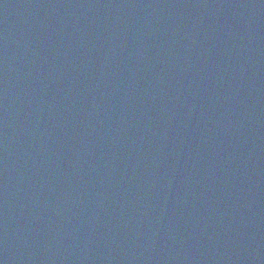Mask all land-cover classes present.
Here are the masks:
<instances>
[{
    "label": "water",
    "instance_id": "water-1",
    "mask_svg": "<svg viewBox=\"0 0 264 264\" xmlns=\"http://www.w3.org/2000/svg\"><path fill=\"white\" fill-rule=\"evenodd\" d=\"M0 264H264V0H0Z\"/></svg>",
    "mask_w": 264,
    "mask_h": 264
}]
</instances>
